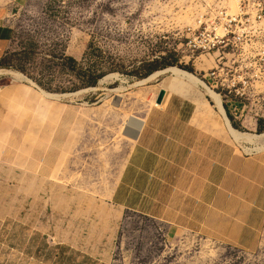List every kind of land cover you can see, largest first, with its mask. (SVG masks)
Masks as SVG:
<instances>
[{
	"label": "rangeland",
	"instance_id": "rangeland-1",
	"mask_svg": "<svg viewBox=\"0 0 264 264\" xmlns=\"http://www.w3.org/2000/svg\"><path fill=\"white\" fill-rule=\"evenodd\" d=\"M232 1L0 0L6 53L34 43L27 70L56 89L0 67V264H264V219L254 246L241 228L249 218L238 198L252 189L230 172L223 182L220 165L252 160L264 142H235L202 88L169 74L137 84L187 71L219 96L233 129L264 133V24L219 55L183 46L200 16L236 13ZM62 53L113 70L74 91L70 71L44 70L43 58ZM151 62L167 66L141 77ZM20 89L58 97L36 106ZM33 139L55 157L28 159ZM187 221L190 230L179 227Z\"/></svg>",
	"mask_w": 264,
	"mask_h": 264
},
{
	"label": "built area",
	"instance_id": "built-area-1",
	"mask_svg": "<svg viewBox=\"0 0 264 264\" xmlns=\"http://www.w3.org/2000/svg\"><path fill=\"white\" fill-rule=\"evenodd\" d=\"M235 1L238 7L236 13H231L226 6L217 8L200 16L186 29L183 46L191 57L219 55L221 51L230 48H241L247 39L257 33L264 24V0ZM215 69H218L217 65ZM215 75L216 70L209 77L214 78ZM242 85L246 84L243 82ZM235 92L243 96L241 91Z\"/></svg>",
	"mask_w": 264,
	"mask_h": 264
},
{
	"label": "crops",
	"instance_id": "crops-1",
	"mask_svg": "<svg viewBox=\"0 0 264 264\" xmlns=\"http://www.w3.org/2000/svg\"><path fill=\"white\" fill-rule=\"evenodd\" d=\"M3 16H0V59L6 54L9 47L11 28L5 25ZM25 81V80H23ZM22 96H27L30 102H33L36 106L41 104L43 99L57 98L48 95L45 92L32 93L30 91L20 89ZM23 92V93H22ZM137 131V130H136ZM33 141L34 150L31 152H24L30 160H51L55 157L53 152H42L43 144L38 143L35 139ZM16 142V141H15ZM20 159V156H16ZM221 167L223 168L222 181H228L229 172L231 175H235L237 182H242L245 187H250L251 192H243L239 198L238 203L241 205L242 214H246L245 220L249 218L248 224H242L241 228L245 231L246 237H251L250 246H254V239H256L259 229L261 228L264 219V151H260L257 156H253L252 160H232L235 163V168L229 170L228 160H220ZM233 175V176H234ZM225 176V177H224ZM179 227L184 229H191L193 224L187 221L184 224H179ZM233 243V242H229ZM237 244V242H234Z\"/></svg>",
	"mask_w": 264,
	"mask_h": 264
},
{
	"label": "trees",
	"instance_id": "trees-1",
	"mask_svg": "<svg viewBox=\"0 0 264 264\" xmlns=\"http://www.w3.org/2000/svg\"><path fill=\"white\" fill-rule=\"evenodd\" d=\"M92 43L89 44L88 51L85 53V56L88 57L89 50L91 49ZM36 46L34 43H30L29 47L25 48L24 50H21L18 53H12L8 54L6 53L0 60V67L4 68H13L15 70H18L19 72L23 73L27 78H30L39 88L44 90H56L51 88V83L47 80L46 76L39 72H36L34 74L30 73L28 69V65L34 61L35 57L37 56ZM46 62L44 66V70L51 69L55 66L60 67V69L63 70V68L70 71L73 76L79 81V85L75 86L72 90H78L81 88H87V87H95L100 79H102L105 75H107L109 72H111L112 68H103L98 65H93L90 63L83 64L79 63L77 60H75L72 57L65 56L64 53L56 59L54 55H49L47 58H43ZM84 59V58H83ZM167 64L162 63L159 64L158 62H151L149 64H143L140 68L146 69V72L141 75V77H146L153 73L156 70L165 68ZM61 90V92L64 91V89H58ZM260 120L258 121V124H260ZM234 127H237L234 123L232 124ZM261 130V129H259Z\"/></svg>",
	"mask_w": 264,
	"mask_h": 264
},
{
	"label": "bare ground",
	"instance_id": "bare-ground-1",
	"mask_svg": "<svg viewBox=\"0 0 264 264\" xmlns=\"http://www.w3.org/2000/svg\"><path fill=\"white\" fill-rule=\"evenodd\" d=\"M233 4H235L236 7H234V8H236L235 11H237L238 10V7H237V2L235 0L232 1V11H234L233 10L234 9L233 8ZM11 74L16 79L25 80V77L23 75H21L20 73L11 72ZM164 74H169V75H171L172 77H174V78H176L178 80L186 81V82L192 84L195 87L204 89L205 92L210 96V98L215 102V104L219 108L221 114L224 116L225 122H226V125H227V129H228V132H229L230 136L232 137V139L235 142H238V143H241V142H249L250 143V142H256L258 140L264 142V133L259 134V135H256V134H248V133H242V132H239V131L233 129V127H231L228 119L224 115V110H223V108L221 106V100H220L219 96L214 91H212L205 83H203L201 80H199L195 75H193V74H191V73H189L187 71L180 70V69L175 68V67H169V68H167V69H165L163 71H159V72L154 73L153 75H151L146 80H143V81H141L140 83H137V84H144L145 82H149L152 79H154L155 77L160 76V75H164ZM109 77H111V75ZM109 77H106V78H109ZM117 77H116V79H117ZM114 79H115V77H114ZM85 92H86V90H85ZM48 95L53 96L51 94H48ZM60 96H62V95H60ZM54 97H58V96H54ZM260 149H264V145H262V148H260Z\"/></svg>",
	"mask_w": 264,
	"mask_h": 264
},
{
	"label": "water",
	"instance_id": "water-1",
	"mask_svg": "<svg viewBox=\"0 0 264 264\" xmlns=\"http://www.w3.org/2000/svg\"><path fill=\"white\" fill-rule=\"evenodd\" d=\"M27 79L25 78V81ZM165 96V91L164 90H161L156 98V102H155V105H161L162 102H163V98Z\"/></svg>",
	"mask_w": 264,
	"mask_h": 264
}]
</instances>
